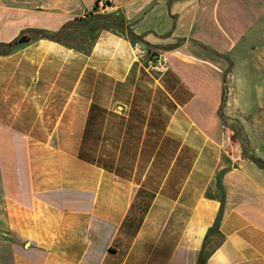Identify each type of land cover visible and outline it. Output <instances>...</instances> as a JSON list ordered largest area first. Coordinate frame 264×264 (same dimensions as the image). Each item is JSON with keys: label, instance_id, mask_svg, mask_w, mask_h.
Returning <instances> with one entry per match:
<instances>
[{"label": "crops", "instance_id": "obj_1", "mask_svg": "<svg viewBox=\"0 0 264 264\" xmlns=\"http://www.w3.org/2000/svg\"><path fill=\"white\" fill-rule=\"evenodd\" d=\"M93 2L0 0V264H264V151L219 112L264 0Z\"/></svg>", "mask_w": 264, "mask_h": 264}, {"label": "rangeland", "instance_id": "obj_2", "mask_svg": "<svg viewBox=\"0 0 264 264\" xmlns=\"http://www.w3.org/2000/svg\"><path fill=\"white\" fill-rule=\"evenodd\" d=\"M98 16L103 14L96 15V18ZM78 25L83 27L81 23ZM257 48L254 52L243 53L244 57L242 62L238 63L235 76H231L230 70L225 77L223 100L219 110L221 118L229 120L234 134L239 136L243 133L241 142L245 154L251 149L248 134L253 135L252 142L262 149L261 152L264 151V53L257 51ZM225 110L232 112L226 116L223 114ZM238 110H241L245 116H242V112H237ZM258 128H260L259 132ZM241 129L244 131L241 132Z\"/></svg>", "mask_w": 264, "mask_h": 264}, {"label": "built area", "instance_id": "obj_3", "mask_svg": "<svg viewBox=\"0 0 264 264\" xmlns=\"http://www.w3.org/2000/svg\"><path fill=\"white\" fill-rule=\"evenodd\" d=\"M113 0H94L93 4L83 12L82 17L94 12L108 14L114 11ZM131 57L147 70H159L164 67L165 59L163 56L150 52L140 45L139 42H133L130 46Z\"/></svg>", "mask_w": 264, "mask_h": 264}, {"label": "trees", "instance_id": "obj_4", "mask_svg": "<svg viewBox=\"0 0 264 264\" xmlns=\"http://www.w3.org/2000/svg\"><path fill=\"white\" fill-rule=\"evenodd\" d=\"M43 36H47V35H43ZM18 40H23L22 37H19ZM253 161L258 164V165H264V163L261 160L258 159H253ZM197 264H201V259L199 258L197 261Z\"/></svg>", "mask_w": 264, "mask_h": 264}]
</instances>
